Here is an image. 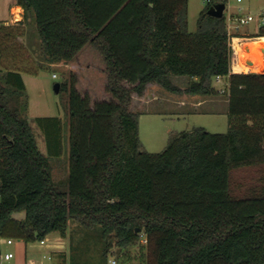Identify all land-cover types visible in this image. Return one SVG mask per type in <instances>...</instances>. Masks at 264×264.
Listing matches in <instances>:
<instances>
[{
  "label": "trees",
  "instance_id": "obj_1",
  "mask_svg": "<svg viewBox=\"0 0 264 264\" xmlns=\"http://www.w3.org/2000/svg\"><path fill=\"white\" fill-rule=\"evenodd\" d=\"M16 2L24 19L11 26L0 21V239L66 236L77 219L88 232L101 228L105 258L144 234L147 264H264V72L233 71L226 15L208 13L217 2L201 10L195 32L189 0ZM25 36L37 43L26 44ZM88 45L105 62L112 97L93 101L75 73L61 83L69 98L63 189L51 157L63 154L64 119L35 118L46 138L43 154L22 73L69 63ZM26 52L41 58L37 70L23 64ZM171 75L192 80L183 89ZM219 76L228 77L226 132L195 126L171 133L161 152L143 147L134 93L157 83L176 94L218 95L213 78ZM17 212L25 218H15ZM78 260L75 252L72 261Z\"/></svg>",
  "mask_w": 264,
  "mask_h": 264
},
{
  "label": "rangeland",
  "instance_id": "obj_2",
  "mask_svg": "<svg viewBox=\"0 0 264 264\" xmlns=\"http://www.w3.org/2000/svg\"><path fill=\"white\" fill-rule=\"evenodd\" d=\"M222 1L223 0H189V30H197L199 14L206 5L212 2L219 3ZM230 2L237 8L243 5L240 3V0H230ZM244 6L248 10L243 13L246 14V17L250 18V22L241 24L240 31L250 32L253 35L257 27L261 24L259 18L261 16L260 13H263L264 2L261 0H251V3L245 2ZM248 11H250V13ZM228 13L229 10L226 9L225 15H228ZM0 21L10 26L15 24V19ZM31 27L30 32H34L35 28L33 26ZM32 41L37 43V39L34 37H32ZM31 49L34 50L33 47H31ZM250 53H252V51H250ZM7 55L6 53L3 57V61L8 63V60L10 61L11 58L9 57L10 55ZM30 57L32 60L34 58L37 59L36 64L32 65L31 62H29ZM21 58L24 61L23 64H27L30 69L37 70L39 67L37 61L41 58L38 55L32 52H26L23 56L21 55ZM248 60H253V56L249 54V57H246L245 60L240 57L239 63L254 68L261 67L264 64L258 66L254 64L251 65ZM65 64L70 65L71 68H67L64 64H56L54 66L44 63V67L39 68L36 75L26 73V85L29 97L28 117L33 127L39 149L44 154L48 155L46 138L41 128L35 122V118L39 116H61L64 119L63 154L59 157H51L53 179L58 185H63L61 187L63 189L65 188L64 184L66 183L69 173V98L66 92H61V88L60 92L57 93L55 91V85L69 80L72 73H75L79 77V90L82 93L89 92L93 101L110 99L112 97L111 94L104 93L107 76L104 78L103 75L100 74L104 68V63L102 62L101 55L92 45H88L77 59ZM90 66L92 68L91 71H93V77L91 79L86 72L87 67ZM234 69L239 70L237 66H235ZM226 89L225 85L222 84L221 88L218 89L220 95L206 97L205 103H208L207 105L215 103L218 105H214L212 109L209 108L202 113H194L189 106L183 107L171 103L172 100H170V98L175 99L174 97L181 99L180 101H184V95H173L174 93L172 94V92L167 91L162 86H159V88H151L148 93H144L143 95L134 93L131 110L139 113V132L143 147L152 153L161 152L169 143L170 133L190 130L195 126H203L211 132H226L230 125L229 104H224L226 101ZM152 99H155V102L151 103ZM23 214L25 215L24 212ZM67 232L71 235L72 244L77 247L80 245L81 239L84 236L87 237L89 243L84 239L83 244H85L84 247L88 256L86 258L81 257L80 261L82 262L87 261L93 264H106L108 258L111 256H118L121 264H147L146 256L148 250L145 242L146 236L144 234H141L140 240L136 245L130 246L124 253L120 251L119 248L114 247L105 258L103 255L105 241L102 240V230L100 227L94 231L88 232L77 219H71Z\"/></svg>",
  "mask_w": 264,
  "mask_h": 264
},
{
  "label": "crops",
  "instance_id": "obj_3",
  "mask_svg": "<svg viewBox=\"0 0 264 264\" xmlns=\"http://www.w3.org/2000/svg\"><path fill=\"white\" fill-rule=\"evenodd\" d=\"M261 1L264 2V0H261ZM245 2L251 3V0H240V3H242L243 5H241L238 8L235 7L234 4L230 2V0H227L226 2V9L229 10L228 15H226L227 25H228V29L231 30V32L233 33V37H239L244 34L252 35L250 32H241L240 31L241 25H239L238 27H235V25H233V21H231L232 17H246L245 16L246 14L243 13L248 10L244 6ZM263 9H264V6H263ZM248 12L250 13V11ZM260 15L261 16L259 20L261 21V24L257 27L255 34H253L254 38L252 40L247 41L246 44L260 42V44L263 46V51H264V36H258L261 26L264 25L263 13H260ZM24 16H25V10L22 6L17 4L16 0H0V20L7 21L9 19H12V20L15 19V24H16L22 21L24 19ZM191 32H195V31H191ZM30 39L31 40H29L28 36L21 38V40L28 45H29V42L32 41V38ZM102 62L104 63V68L102 69L100 74H102L103 77L106 78L107 76V73L105 71L106 65H105L103 58H102ZM56 64L58 65L64 64L67 66V68H71L70 65L65 64L64 62L53 63L52 65L55 66ZM91 70H92L91 66L87 67L86 72H87L88 77H90V79L93 77L92 76L93 71ZM233 71L241 72V70L234 69V67H233ZM252 72H264V64L263 66H261L259 70L253 69ZM22 74H23V78L26 83V72H23ZM27 74H30V73H27ZM171 79L176 85L180 86L183 89H185L188 86L189 82L192 80V78L189 76H177V75H171ZM106 84L107 82L105 83V85ZM222 84L225 85V88L228 89V77L219 76V77L213 78L214 87L219 89L221 88ZM159 86L160 85L157 83H149L145 91V94L148 93L151 90V88H159ZM104 93L110 94L106 91V86H104ZM173 95H177V94L174 93ZM183 95H184V98H183L184 101H180L181 99L174 97L175 99L170 98V100H172L171 103L178 105V106H183V107L189 106L191 111H194V113H202L208 110L209 108L212 109L214 105H218L217 103L211 104V105L210 104L207 105L208 103H205L206 102L205 98L210 97V96L189 95V94H183ZM225 96H226L225 97L226 101L224 104L226 105L227 103L229 104L228 90ZM152 102H155V99H152L151 103ZM46 146H47V143H46ZM14 217L19 220H22L25 218V215L23 214V212H17L14 214ZM84 239H86L85 236L81 239V243L77 247L72 244L71 235H69L68 232L66 236H62L59 232H53L44 239L45 241L44 243H42V241L25 242L22 239L4 237L0 239V251H1L0 264H93L90 262L86 263V262L80 261L81 257L88 256V254L86 253L85 247H84L85 244H83ZM9 240H12V242H9ZM75 252L77 255H79V260L76 262H73L72 256L74 255ZM8 253H13V256L7 258L6 254Z\"/></svg>",
  "mask_w": 264,
  "mask_h": 264
},
{
  "label": "built area",
  "instance_id": "obj_4",
  "mask_svg": "<svg viewBox=\"0 0 264 264\" xmlns=\"http://www.w3.org/2000/svg\"><path fill=\"white\" fill-rule=\"evenodd\" d=\"M231 21H233V25H235V27H238L241 24H247L250 22V18L249 17H232ZM263 22H264V9H263ZM229 34L232 36L231 39V47L233 50V58H232V68L237 66L239 70H241V72H247L250 73L252 72V68L249 66H244L241 67L240 63H239V51L244 47L245 43L249 40H252L254 37L253 35H241L239 37H233V33L231 32V30H229ZM9 242H12V240H9ZM45 241L42 240V243H44ZM145 242L147 243V239H145ZM13 253H8L6 254V257H12ZM107 264H121L120 259L118 256H111L110 258H108L107 260Z\"/></svg>",
  "mask_w": 264,
  "mask_h": 264
},
{
  "label": "bare ground",
  "instance_id": "obj_5",
  "mask_svg": "<svg viewBox=\"0 0 264 264\" xmlns=\"http://www.w3.org/2000/svg\"><path fill=\"white\" fill-rule=\"evenodd\" d=\"M250 51H252V53H250ZM249 54L250 56H253V60H248V62L251 64V65H262L264 63V51H263V46L259 43H251V44H246L244 45V47L240 50V56H239V60H240V57L242 59H246V57L248 58L249 57ZM240 66L241 67H244V66H247V65H244V64H241L240 63ZM252 69H255V70H259L261 67H251Z\"/></svg>",
  "mask_w": 264,
  "mask_h": 264
},
{
  "label": "water",
  "instance_id": "obj_6",
  "mask_svg": "<svg viewBox=\"0 0 264 264\" xmlns=\"http://www.w3.org/2000/svg\"><path fill=\"white\" fill-rule=\"evenodd\" d=\"M225 9H226V3L225 2H219V3H216L213 6H211L208 10V13H209V15L220 18V17L224 16ZM60 88H61V83H57L55 85V91L57 93H59ZM138 231H140V229H138ZM0 254H1V251H0Z\"/></svg>",
  "mask_w": 264,
  "mask_h": 264
}]
</instances>
